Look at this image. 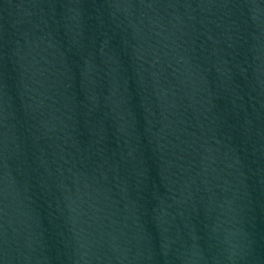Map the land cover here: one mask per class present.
Segmentation results:
<instances>
[{"label": "water", "instance_id": "1", "mask_svg": "<svg viewBox=\"0 0 264 264\" xmlns=\"http://www.w3.org/2000/svg\"><path fill=\"white\" fill-rule=\"evenodd\" d=\"M0 264H264V0H0Z\"/></svg>", "mask_w": 264, "mask_h": 264}]
</instances>
